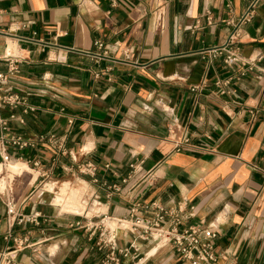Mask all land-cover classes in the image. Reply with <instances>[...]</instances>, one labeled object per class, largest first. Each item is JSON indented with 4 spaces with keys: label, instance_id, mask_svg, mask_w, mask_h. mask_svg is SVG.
<instances>
[{
    "label": "crops",
    "instance_id": "0c3cea01",
    "mask_svg": "<svg viewBox=\"0 0 264 264\" xmlns=\"http://www.w3.org/2000/svg\"><path fill=\"white\" fill-rule=\"evenodd\" d=\"M89 1L0 0V57L19 61L7 87L25 100L1 112L9 135L29 141L65 136L70 153L61 158L47 145L7 146L5 174L0 164L7 184L0 192V264H100L105 252L96 247L98 233L76 228L85 222L70 212L84 205L81 216L93 225L102 217L129 219L125 194L135 179L122 181L131 164L154 176L131 191L136 201L167 206L185 200V217L192 213L185 225L217 233L215 264H264V59L241 76L224 63L225 54L212 53L225 45L229 22L249 0ZM237 48L243 59L264 55V0ZM194 86L200 88L191 92ZM184 141L189 145L178 148ZM12 163L21 170L12 172ZM83 164L96 166L94 177L78 175L87 202L85 192L78 197L85 187L65 199L69 183L59 191L54 185L74 179ZM113 185L124 195L111 193ZM8 194L22 214L42 215L37 225L9 228ZM129 230L118 229V246L132 244L144 264H190L158 236L142 241V231ZM9 232L26 246L11 251Z\"/></svg>",
    "mask_w": 264,
    "mask_h": 264
},
{
    "label": "built area",
    "instance_id": "2783aa9c",
    "mask_svg": "<svg viewBox=\"0 0 264 264\" xmlns=\"http://www.w3.org/2000/svg\"><path fill=\"white\" fill-rule=\"evenodd\" d=\"M90 4L89 0H82ZM261 0H249L248 5L243 14L236 20L230 21L231 31L227 37L226 43L223 47L212 50L213 56L217 57L225 54L224 63L229 67H238L242 73L247 70H253L256 61H262L264 55L258 59H243L238 54V42L241 39L244 27L251 23L257 14ZM96 49L102 50L103 44L101 42L94 43ZM0 62L6 63V71L0 72V164L3 168L11 162L10 156L7 153V146H11L20 151L27 148L36 150L39 145H47L48 150L55 157L66 158L70 157L65 141L66 137L57 138L53 135L39 136L35 141L25 140L20 135H9L8 119L3 118L1 112L4 107L15 109L25 103V100L17 94H12L8 90L9 82L19 73V61L10 55L0 57ZM228 82H225L227 84ZM219 85V83H217ZM200 87L194 86L191 92L199 90ZM33 110V109H31ZM14 119V116H10ZM69 125L73 124L72 120L68 121ZM187 141L182 142L179 146H188ZM33 168H40L41 161L33 162ZM129 175L122 181L123 185H128L132 178L135 182L132 184V189L127 190L125 196L131 202V210L129 219L115 220L108 217H102L97 222L98 225H93L92 220L86 216H80L85 222L76 223V228L89 231L91 236L97 234L96 247L98 251H104V258L100 264H144L141 259L136 257L135 247L131 244L129 247H119L117 243V231L124 225H129V231L134 233L142 231L138 236L142 241H148L150 236H158L164 245L170 247L176 254L179 255L182 261L190 264H215L217 256L214 252V241L217 238V233L209 228H202L199 226H186L187 219L192 217V213L185 217L186 201L180 203L171 201L167 206L156 205L155 203H141L135 200V195L132 192L139 183H152L154 176L151 173H143L142 169L137 164L129 165ZM78 176L94 177L96 173V166L92 164H83L74 169ZM42 175L41 177H43ZM96 182V180H93ZM42 185V190L45 191ZM111 193L124 195V189L120 185H113L108 188ZM6 205V221L10 229L14 226H22L26 224L37 225L42 215L40 213L22 214L16 207L14 198L11 195H5ZM139 214L151 216L150 222L142 223L140 221H133ZM132 224H128L131 223ZM111 225V226H110ZM117 227V228H116ZM128 229V227H127ZM6 239L12 240L14 248L11 251H17L25 247V242L21 239L14 238L11 232L8 233ZM133 249V252H132ZM135 250V251H134ZM9 252L8 254H10ZM2 255L0 256V261ZM4 260V259H3ZM7 264H10L8 259H5Z\"/></svg>",
    "mask_w": 264,
    "mask_h": 264
},
{
    "label": "rangeland",
    "instance_id": "374dc122",
    "mask_svg": "<svg viewBox=\"0 0 264 264\" xmlns=\"http://www.w3.org/2000/svg\"><path fill=\"white\" fill-rule=\"evenodd\" d=\"M17 167H20L19 165H17V164H15V163H12V164H10V170L12 171V172H19L20 170H21V167H20V169H16ZM5 169L6 168H3V173L2 174H5L6 173V171H5ZM1 176V175H0ZM13 180V179H12ZM12 183V182H11ZM63 183H69V185H70V188H71V190L72 189H75L78 193L79 192H81L82 191V187H85V185H83V181L81 180V179H79V177L76 175V177L74 178V179H70V177L69 176H66V177H63L61 180H59V183H57V185H54V189H55V191H59V187L63 184ZM45 184H53V182H50V183H45ZM22 187H26L27 185L26 184H20ZM11 186V185H10ZM66 186H68V185H64V187L63 188H65ZM51 187V186H50ZM87 188H88V186H87ZM40 190V188H38L37 189V191H39ZM80 190V191H79ZM87 190L88 189H86V187H85V190L83 191V192H81L82 194L80 195V196H78L79 198L80 197H82V195H83V193H84V196H83V200L84 201H86L87 202V197H86V193H87ZM60 193V192H59ZM64 197H69V196H64ZM79 200V199H78ZM79 205V209L81 210L80 212H78V213H74V212H70V213H74V214H76V215H81L82 214V212L85 210V206L84 205H82V204H78ZM81 206V207H80ZM62 213H65V212H62ZM84 215V214H83ZM91 216H93V217H95V214H89L88 215V217H91Z\"/></svg>",
    "mask_w": 264,
    "mask_h": 264
},
{
    "label": "bare ground",
    "instance_id": "6f19581e",
    "mask_svg": "<svg viewBox=\"0 0 264 264\" xmlns=\"http://www.w3.org/2000/svg\"><path fill=\"white\" fill-rule=\"evenodd\" d=\"M16 169H20V167H17ZM3 179H0V192H2V191H4L5 190V188L7 187V184H6V181L4 182V181H2ZM8 182H10L9 181V179H8ZM74 193H75V191L74 190H71L70 192H69V194H65L66 196H73L74 195ZM67 197H65V199H66ZM73 198V197H72ZM78 204V203H77ZM78 207H79V205H77ZM81 207V206H80ZM81 210L79 209V208H76V209H72L71 210V212H74V213H78V212H80ZM85 213V210L82 212V214L81 215H83Z\"/></svg>",
    "mask_w": 264,
    "mask_h": 264
}]
</instances>
